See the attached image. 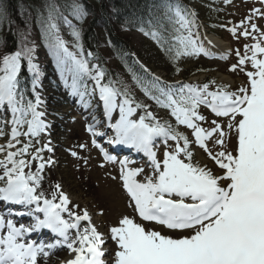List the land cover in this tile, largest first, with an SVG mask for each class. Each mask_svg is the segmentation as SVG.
I'll return each mask as SVG.
<instances>
[{
  "label": "rangeland",
  "instance_id": "obj_1",
  "mask_svg": "<svg viewBox=\"0 0 264 264\" xmlns=\"http://www.w3.org/2000/svg\"><path fill=\"white\" fill-rule=\"evenodd\" d=\"M32 4L24 11L16 4L9 9L19 25L16 51L11 54L0 46V75L5 74L7 79L8 71H15L6 108L17 107L21 117L27 112V124L19 131L15 143V138L9 141L12 127L4 125L10 117L0 112V146L8 145L0 149V190L15 177L30 178L27 174L33 167L40 174L45 163L57 164L54 176L70 186L69 195L74 199L72 205L66 200L68 205L66 212L60 211L61 219L71 215L78 220L77 215L83 217L93 210L97 219L94 230L107 237L104 246L110 249L108 264H116L127 255H133L141 264H264V204L257 205L261 199L264 201V0H190L188 7L193 22L179 20L181 24L176 26L174 39L166 40L163 48L151 39L121 32L132 42L143 67L165 82L164 92L172 95L167 100L142 88L132 71L113 56L104 41L100 47L119 90L106 83L96 66L88 67L91 54L81 48L77 31L80 10L74 0H34ZM5 10V1L0 0V23H12L7 13L5 18ZM183 28L195 39L198 51L186 47L188 40L181 36ZM208 34L228 44L226 58L207 56L203 40ZM6 59H10L9 65H4ZM22 66L32 76L35 118H30L28 106L23 105L27 103L14 83ZM74 76L83 82L79 90L71 84ZM220 76L228 79L221 81ZM207 77L215 81L217 88L195 91L193 82ZM47 83L53 92L61 91L64 98V102L63 98L54 100L55 109L50 113V119L62 127L57 132L55 143L59 148L55 150H52L54 143L46 137L47 129L41 125L42 121L51 122L46 118L50 115L40 108ZM184 84L193 91L180 87ZM172 87H180L182 96L188 100L189 106L184 110L174 105ZM107 89L116 92L109 95V99H115L114 122L128 124L129 113L133 111L143 124L159 127L171 135L167 145L157 149V158L148 167L128 169L126 164L103 161L89 140L95 139L92 135L98 131L88 132L86 123L80 119L86 111L93 110L99 91ZM240 97H245V102H241L238 112L230 114H213L194 101L206 98L217 103ZM79 110L84 112L81 114ZM96 111L100 117L101 106ZM54 127L57 126L53 124V130ZM100 138L106 139L107 135L103 133ZM13 168H18L17 172L6 177ZM127 174L136 181L160 186L167 193L187 196L185 206L191 210L202 207L200 194L206 193L211 199L222 197L227 205L196 228L167 230L153 221L138 218L126 195ZM84 181H88V186L81 183ZM250 195L253 199L248 198ZM63 196L65 193L60 192L52 203L60 205L57 201L59 198L63 201ZM71 234L68 232V236ZM68 247L60 251L66 252ZM130 259L125 260L130 262Z\"/></svg>",
  "mask_w": 264,
  "mask_h": 264
},
{
  "label": "bare ground",
  "instance_id": "obj_2",
  "mask_svg": "<svg viewBox=\"0 0 264 264\" xmlns=\"http://www.w3.org/2000/svg\"><path fill=\"white\" fill-rule=\"evenodd\" d=\"M203 44L206 47V49L208 50L207 56H209V57L224 59L228 55V52H229L228 47L229 46L221 38H218L214 35L208 34L204 37ZM226 53H227V55H226ZM9 61H10V59L4 60V65H9ZM14 72L15 71L13 69L8 71V74L6 73L7 79H6L5 74L0 75V81H3V87L0 89V112H3V114L5 116L8 115L10 117L4 123L5 127L6 126L12 127V129H11L12 132H10L11 136L9 138V141L14 139L15 134H13V132L15 131V129L18 128V122L15 120V117H14L15 114L17 113L18 109H17V107L13 106L11 108V110H9L8 105L6 108L5 104H6L7 99H2V95L5 93V90L10 85V83H12V81H13L12 78L14 76L13 75ZM220 79H221V81H225L228 79V77L220 76ZM47 80L49 81L50 78H47ZM52 89L53 88L50 86L49 83H47V85L45 87H43V90H45L46 93L43 94L44 98L42 97L41 102H40L41 103V107H40L41 110L45 111L48 115H50L51 110L55 109L54 108V100L58 101L59 98H63L61 91L53 92ZM106 92H108V89L99 91V93H98L99 97L97 98V102H96L93 110L86 111L87 114L85 115V113H84L83 115H85V116L82 117V119H80L81 121L80 120L79 121L86 123V125H87L86 127H87L88 132H91L92 130H95V129L98 131L97 135L96 134L92 135V136H95V139L93 137L89 138V140L92 141V144H94L93 146H95V149L96 148L98 149V146L102 140V139L98 140V138H100V136L103 133L107 134L106 132H108L110 135V138H111V140L108 141L109 145L113 144L114 142L119 145V147L116 146V149H112L109 146V152H111V153L113 152V153H117V154H120L119 152H121L122 156H124L126 154L133 155L131 153L134 152L133 150L135 149V144L130 142L131 141L130 136H131V134H134L135 131L140 130V128H139L140 125H142V126H146V125L143 124V121H141L139 115H137V114L135 115L133 111H131L129 113V116H130L129 119H131V121L129 120L128 124L125 121L119 120L118 122H114L112 120V116L115 112V109H112V111L109 110L110 112H108L106 115L100 114V117H99L98 112H97L98 110L96 111V109H98V107L101 106V109H102L106 105L105 103H108L109 106L111 107L112 103L115 102L114 98L113 99L111 98L109 100H106V99L101 100V97ZM12 97H14V95H12ZM51 98L53 101L51 100ZM62 100H63L62 102H64V98ZM119 109H121V108H119ZM122 109L120 111H122ZM81 110H79V113H81L80 112ZM95 111H96V113L94 114ZM12 113H13V116H12ZM66 113H67V111H66ZM120 113L121 112H118V114H120ZM51 116L52 115H50V117H46V118H48V120L50 121ZM112 121H113V123H112ZM51 122L57 126L56 128L54 127L55 128L54 130L52 128L53 124H51ZM51 122H43L42 121L41 125L45 128V130L46 129L48 130V131L46 130V132H45V134L47 133L46 137L49 138V142H51V144L54 143V145L52 146V150H55V149L59 148V144L57 145L55 143V141L57 140V134H58L57 132L59 130H61L62 127H61V125H58V122H56V121L54 122L51 120ZM109 122H110V124H109ZM131 122H132V125L130 127L129 124ZM101 125L102 126L105 125L103 127V129H101L102 128ZM112 127L114 128V131L111 130ZM124 127L127 129V132L124 136H121L119 134V131L121 128H124ZM84 132L86 133L85 129H84ZM138 132H136V134H139ZM61 133H63V132H61ZM127 137H129V138H127ZM93 139L95 141H93ZM96 140L98 142H96ZM120 145H124V146H126V148H121ZM7 146H8L7 144H2L0 146V149L6 148ZM100 155H101V153L98 150V156L100 157ZM137 156L133 155L132 156L133 160L120 158L119 160L115 159V161L116 160H117V162L119 161V164H121L122 166H124L123 164L128 165V168L130 169V168H134L135 166H137V160H136ZM50 157H51L50 152H48L47 153V160L51 159ZM101 158L105 159V157H103V156ZM106 161H111V160L107 159ZM148 165L149 164H147L145 166L148 167ZM43 166L44 167L42 168L40 174L38 173V169H36L34 167L31 168V170L27 174V176H31V177L37 179L36 181H34L33 178H31V177L28 178L25 175H23L20 177L13 178L12 180H10V182H8L0 190V192L5 193L3 196H0V224H1L0 236H3L6 232H7L6 234L9 233L8 232L9 229L7 228L8 223H15V224L17 223L18 225L24 224V225L31 226L32 225L31 220L33 218L38 217V215H37V213L35 214L34 212L28 213V212H26V209L35 207L36 205L33 203H37V207H41V208L47 207L52 212L53 208H56V205H55L56 202H54V203H52V202L56 201L55 198H57V196H59L60 192H64L65 196H63V198H64L63 201L60 198H59V201H57L58 203L60 202V208L57 207L55 209L56 216H57L55 218V221L58 219H61L60 211L66 212L65 209L61 210L62 205H65L67 208L68 204L66 205V200L69 202V205H72L71 202L74 199L72 200V198L69 195L70 189H71L70 186L65 184V183H62V181L59 180L60 179L59 177L57 178L56 176H54V174L56 172L57 164L51 162V163H45ZM45 169L48 171L45 172ZM127 176H128V179H127L128 184L129 185L133 184V182L131 181L132 180L131 177L129 175H127ZM81 183L84 184L85 186H88V181H84ZM0 184H2V181ZM133 185H135V184H133ZM21 186H23V188H21ZM138 189L139 188L136 187V191ZM128 192L130 194H132V192L129 189H128ZM144 194L147 195V198H145V199L142 198V200H143L142 203L145 205L142 206L143 205L142 204L141 206H139V204L138 205L135 204V208H136L137 212H138L137 209H141L143 207V208H145L144 210H146V207H149L153 203H156L155 197L164 196V197H168V199L172 200L171 202H173V203H175L176 201H179V200L182 201V202H179V203H181L182 206L180 205L179 207H177L178 208L177 210L179 212L177 214H175V215L179 216L180 214L182 215V212L180 213V211L183 209L184 202L186 200H188V197L185 195L175 194V193L171 194V193L163 192L160 189H153V188H149L148 190H145ZM152 195H154V196H152ZM7 198L10 199V202H9V200H7ZM37 198H40V199H37ZM248 198L253 199V196L251 195ZM24 199H26V200H24ZM11 208H14L15 211L21 213L22 216L20 219H17L13 215V213L10 212ZM92 212H93V210L86 212L85 216H83V217L80 215H77L76 217L79 216L78 220H75V218H72V216L70 215L69 218L65 219L64 221H65V223H68V224L74 223L75 224L74 227L71 225H70L69 229L63 225H61L62 228L59 226L58 227L60 229H62L63 231H66V232L68 230L73 231V228H75L74 233L72 235V238H69L66 241H59L57 244H55L53 246V248H51V249L49 248L47 252L42 250V249L39 250L33 257H30L27 260V262H29V264H95V259H94L95 256H93L92 248L97 247V250L102 249L103 246L100 244V242L104 241V243H105L106 242L105 240L107 239V237L105 238V236L102 234L103 232L101 233V232H97L96 230H94L93 223L95 221H97V219L93 216ZM94 213H95V211H94ZM185 215L190 217L194 214L190 213V211H188L185 213ZM180 218H184V217H180ZM141 219L146 221L144 219V217L143 218L141 217ZM13 228H17V226H15V227L13 226ZM99 230L102 231L100 228H99ZM96 233H97V235H96L97 237L94 236ZM72 240H73V242L67 248L66 252L60 251V248L63 247V246H61V245H63V243H68V241H72ZM18 241H22L23 244H28V240L26 238L16 240V242H18ZM127 242L129 244H132L129 241H127ZM35 244L38 245L39 248L43 246V242L41 243V241L38 240V238H37ZM124 244H126V242ZM123 245H121V247ZM135 249H136V247H135ZM97 252H98V254H100L99 251H97ZM109 252H110V249L108 247L107 250L105 251V253L102 255V259H101L102 264H108L109 263L108 259H107ZM137 255H138V253H137ZM128 257H131L130 262H129V260H125ZM126 258L120 259V261L116 264H140L137 261H136L137 263L136 262L133 263V261L136 260V258L133 255H127ZM123 260H125V261H123ZM120 262H122V263H120Z\"/></svg>",
  "mask_w": 264,
  "mask_h": 264
},
{
  "label": "trees",
  "instance_id": "obj_3",
  "mask_svg": "<svg viewBox=\"0 0 264 264\" xmlns=\"http://www.w3.org/2000/svg\"><path fill=\"white\" fill-rule=\"evenodd\" d=\"M6 4L5 18L8 16L12 23L3 21L0 23L1 47L8 53H14L17 49L19 38L17 19L9 9L15 5L19 10H26L33 5L34 0H4ZM65 1V0H63ZM71 1V0H66ZM80 10L78 21V36L84 53H90L89 67L96 66L104 76L106 83L112 84L117 90L113 72L107 67L103 52L100 47L102 41L111 51L113 56L120 58L123 64L129 68L140 86L151 91L156 96L164 97L161 85L138 61L135 56V48L132 42L124 37L121 32L129 31L143 38L151 39L155 45L163 48L166 40H173L176 35V26L181 22H191L188 3L190 0H74ZM7 13V15H6ZM25 19H28L27 17ZM46 20L45 16L41 18ZM7 20V19H6ZM181 22H180V21ZM25 21V20H24ZM101 27H98V25ZM18 25V26H17ZM181 36L186 37V47L196 48L195 40L187 28H183ZM123 58V59H122ZM195 73V71H193ZM187 75H185V78ZM31 76L25 72L24 67L17 75L16 86L23 101L33 102L31 90ZM74 85L79 86V79ZM154 88H152V86ZM215 85L210 77L198 84V88L207 90ZM175 100L181 101L176 98ZM182 106L185 102L182 100ZM22 148V147H20Z\"/></svg>",
  "mask_w": 264,
  "mask_h": 264
}]
</instances>
